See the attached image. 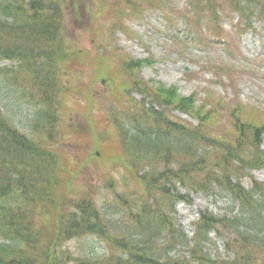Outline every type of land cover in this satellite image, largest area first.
Returning <instances> with one entry per match:
<instances>
[{
  "label": "trees",
  "instance_id": "obj_1",
  "mask_svg": "<svg viewBox=\"0 0 264 264\" xmlns=\"http://www.w3.org/2000/svg\"><path fill=\"white\" fill-rule=\"evenodd\" d=\"M59 1L0 0V61L14 64L10 78L8 70L0 69L5 78L0 84L8 92L17 86L18 99L36 110L33 131L44 138L53 133L58 70L66 57L59 42ZM197 1L199 6L204 4ZM211 20L216 21V15ZM112 25V30L118 28ZM144 62L130 60L123 68L129 74V90L150 98L151 106L145 108L139 102L140 111L128 122L112 117L125 161L142 184L141 192L115 194L123 209L103 213L90 199L70 203L54 197L60 154L28 138L0 111V264H64L67 252L60 242L83 235L107 240L118 254L108 253V258L100 260L90 250L70 259V264H264V182L252 176L253 170L264 169L260 149L264 123H242L237 109L232 110V134L226 141L215 139L207 131L214 105L206 102L195 108L194 95L183 97L174 88L148 86L138 77ZM19 70L31 77L27 90L17 80ZM170 109L193 117L197 124L172 120L167 117ZM68 174L76 173L69 170ZM244 178L249 186L243 185ZM179 189L217 197L214 202L223 199L227 207L221 214L201 210L188 238L173 221L174 206L190 203ZM45 208L55 210L59 222L55 221L47 241L35 223ZM115 227L121 230L120 238L110 230ZM211 233L224 239L232 257L210 256L206 245ZM180 245L186 255L177 257L174 252Z\"/></svg>",
  "mask_w": 264,
  "mask_h": 264
},
{
  "label": "rangeland",
  "instance_id": "obj_2",
  "mask_svg": "<svg viewBox=\"0 0 264 264\" xmlns=\"http://www.w3.org/2000/svg\"><path fill=\"white\" fill-rule=\"evenodd\" d=\"M62 1L59 42L66 57L58 70L60 88H56L52 136L44 138L33 131L31 122L36 110L18 99L17 86L8 92L0 84L2 115L28 138L60 154L54 197L70 203L90 199L103 213H111L123 209L115 194L142 191L140 180L125 161L128 159L113 122V118L128 122L133 113L140 111L139 102L143 101L145 108L152 103L150 98L129 90V74L123 68L127 61H145L138 77L148 86L174 88L183 97L194 95L195 108L206 102L214 105L207 131L215 139L226 141L232 134V110L237 109L242 123H264V0L249 5L245 3L249 0H202L201 6L197 0H80L84 2L81 10ZM114 23L118 28L112 30ZM1 68L8 70L6 76L10 78L14 64L0 61ZM17 78L27 90L31 77L19 70ZM0 79L5 78L1 75ZM152 106L160 110L158 105ZM167 117L197 124L193 117L178 110L170 109ZM260 149L264 152V135ZM63 164L69 169H62ZM69 170L76 173L74 177ZM252 176L264 182V169L253 170ZM242 183L250 185L248 178ZM179 191L188 195L190 203L181 201L174 206L173 221L188 238L201 210L208 208L221 214L228 204L223 199L214 202L217 197ZM48 210L45 208L44 216L35 219L44 241L54 233L55 221L59 223L55 210ZM110 230L121 237L117 227ZM60 244L68 255L62 257L64 264L90 250L100 260L108 253L118 254L107 240L93 235ZM206 250L213 259L233 254L226 252L224 239L213 234ZM184 252L180 245L174 254L181 257Z\"/></svg>",
  "mask_w": 264,
  "mask_h": 264
},
{
  "label": "flooded vegetation",
  "instance_id": "obj_3",
  "mask_svg": "<svg viewBox=\"0 0 264 264\" xmlns=\"http://www.w3.org/2000/svg\"><path fill=\"white\" fill-rule=\"evenodd\" d=\"M71 3H74V1H73V2H71Z\"/></svg>",
  "mask_w": 264,
  "mask_h": 264
}]
</instances>
